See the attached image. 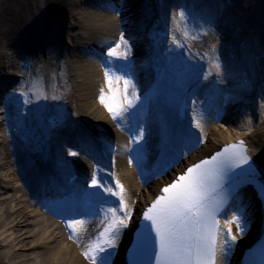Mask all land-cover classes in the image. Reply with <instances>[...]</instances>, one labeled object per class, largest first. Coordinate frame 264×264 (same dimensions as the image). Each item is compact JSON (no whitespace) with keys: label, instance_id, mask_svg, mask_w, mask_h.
Segmentation results:
<instances>
[{"label":"bare ground","instance_id":"6f19581e","mask_svg":"<svg viewBox=\"0 0 264 264\" xmlns=\"http://www.w3.org/2000/svg\"><path fill=\"white\" fill-rule=\"evenodd\" d=\"M125 1L126 4L131 6L133 4L137 6L141 5V2H137V0H132L130 2L127 0ZM70 3L71 4L69 5V8L73 10L72 16L74 19L76 18V21L71 24L80 25L81 30H84V32L82 34H78L76 32H73L72 28H66L65 33L68 38V43L75 45V47L78 44L84 43L86 40H92L100 43V41H106L110 38H113L117 34L120 26L118 16L111 13V10L105 3L103 11L95 10L90 5H85L84 0H71ZM116 4L120 6V2L118 0H116ZM226 14H228L227 11ZM198 45L199 44H197V46ZM199 49H201L200 51H202L204 47H199ZM216 49L217 48L204 50V52L207 53V55H210V52L213 53ZM13 50L14 46L10 44L8 51H6V53H4L0 58V68H8V70L18 68L17 62L15 60V53L12 52ZM74 50L76 51V49H72L71 52L74 53ZM252 50L255 49L252 47ZM49 54L51 55V53ZM75 54L77 56L76 52ZM75 63L79 83L75 86V93L72 97H76V101L80 111L86 115L101 120L102 123H108V125L112 126L111 122L114 123V120L112 119L108 110L101 106L97 98L99 93V85L102 83L103 79L100 68L90 60L85 61L84 58L76 59ZM3 69H1V71ZM215 84L218 83L216 82ZM260 84L264 83L260 81ZM64 85L65 87H68V84L64 83ZM199 87L202 90L200 91V93L203 98L197 93H195V97L193 95H190V98L193 100V104H191V106H189L184 101H180L179 99L178 101L176 99L173 100V98L172 101L169 102L170 105L166 104V107L169 110V113L167 114L168 117L164 115L166 118L164 120L161 117L157 118L155 122V128L157 129L156 133L152 125L155 119L154 117H151V119L150 117H148L150 128H152L150 130H153V140L157 145V151L153 154L148 152L147 161L150 162V160H152L154 157H160L162 161L169 154L171 156L172 153L169 152L170 148L181 150L182 147L180 146V144L178 145V143L180 142L179 138H182L183 134L181 135L179 132L176 133V127L180 123V121H182V113L185 112V114H190V117H188L189 120H191V124L193 127H195L196 129L200 128L201 132L203 129L205 130V118L208 115L206 112H204L203 104L205 105L206 109H209L211 105V100L206 97L207 94L205 93L208 87V81L203 82ZM218 88L224 90L225 84L221 83ZM159 90H161V92L165 91V89ZM177 90L178 88L176 87L175 91ZM168 91V93H171V90L168 89ZM214 95L215 97H218L217 94ZM256 97L259 99V96L257 94ZM192 106L195 107L194 113H192L191 110ZM151 107V112L153 109L155 115L159 114L157 113L156 106L153 107L151 105ZM8 112L12 113L10 109H8ZM151 115H153V113ZM263 115L264 106L262 112H258V117L260 118L256 122L253 120V114L246 113L245 120H243L240 125L237 126V129H235L234 127L232 128L228 123H226L225 125L221 123L214 127L206 128V132L201 133L202 140H200L197 149L188 154L184 153L183 158H179L175 154L178 158V164H176L169 173H166L162 177H158L156 175V178H154L151 172L148 173L144 171L146 173V179L142 178V180L147 181L149 175H151L152 179H155L152 182L151 187L148 188L147 195L143 194L144 188H142L141 186V183L143 182L141 178L138 179L135 176V172L132 171L131 167L126 164L124 157L120 156L118 158V168L116 169L117 174H112V178L114 180L110 181L108 178H105V180L100 179L101 183L107 186H112L114 190H117L115 188V184L117 181H119V183L124 186L125 202L128 204L131 212L130 218L126 221V223H129L131 227L129 226V229L127 231H123L121 228L118 229V235L116 236L115 244L120 245L121 249L125 250L132 240V225L136 223L137 213L139 212V210H143L145 206L155 200V198L160 194V191L163 188L164 184H170V182L179 173L184 172L191 165L198 163L203 158L209 156L213 152L218 151L222 146L244 142L247 150V157L251 160L252 164L257 168V170H261L262 172H264ZM241 119L242 117H240L236 122H240ZM14 120L16 122L18 121L16 120V116H14ZM74 122L76 123L77 121L74 120ZM197 122H199V127H197ZM174 123H177V125H175ZM226 125H228L229 127ZM0 126H2L1 122ZM1 134L2 133L0 131V135ZM123 134L124 132L122 131L120 134L119 130H116L114 134L115 143L122 149L126 147L127 143L125 138H123L122 136ZM1 136L4 139L0 137V142H4L5 134ZM142 138H145L144 133ZM137 142L140 143L139 140H137ZM80 148L81 150H86L84 147ZM16 151H18L19 153L18 149ZM89 152L94 153V149H89ZM19 154V157L21 159H25V155L22 151ZM10 164V152L7 150L0 151V178L3 182L0 187V193L8 196L6 197V199H0V209L3 210L4 208H6L5 213H0V236L5 237L2 240L1 244H3L4 241L10 243H6L5 245L8 250L1 251L0 253H6L9 259L8 262H12L11 264H91V261H87L88 257L85 258L83 256V253L81 251L82 248H79L78 245L74 243V240H78L79 242H87V239L84 238L85 234L82 237L83 232L79 231L80 234L65 233L60 224L53 221V219L41 217V215L29 204L28 197H20L19 195H17V193H14L12 195L8 192L10 189L12 191H20L19 186L17 184L14 185V182H16L15 177H11L12 174L10 173L14 174V171L9 168ZM149 164H151L152 167L154 166L152 163H147L145 166L146 169L150 168ZM32 167L33 164H28L27 161L24 164V168H29L31 170ZM156 168H158V166H156ZM4 171H6L8 177L4 176ZM262 176L264 177V173L262 174ZM50 179L54 181L58 180L55 178L52 179L51 177ZM37 183L39 184V182ZM68 188L63 187L60 188V190L66 191L68 190ZM41 189L43 188L41 187ZM95 189H97L96 193L99 196L108 195V197H112V195L104 193L102 189ZM70 190L71 189H69L68 192H70ZM247 190L248 189L246 187L242 188L239 197L236 198L235 201L236 207L230 209L229 212H227L225 218H223L224 226L226 220H230L233 216H240L243 231L238 229L235 224L231 226L232 234L236 236L235 240H231L226 232H221L220 244L223 246V252L219 253L217 264H238L242 253L246 251L247 248H250L254 243H256L261 232L264 230V206L260 208L259 205L253 204V202L250 200V197H248L249 193ZM64 194L67 193L64 192ZM72 197L73 199L77 198V193H75ZM112 198L116 199L117 197L114 196ZM97 207L100 208L101 206L97 204ZM49 209H51V207H49ZM51 210L53 212H56L53 209ZM239 212H243L244 215L239 214ZM58 215L62 216L61 214ZM109 222L110 218L108 217L106 212L103 214L101 222L97 221L96 225H92L93 231L97 234V237H99L100 233L104 230ZM28 226H33V228L27 230ZM247 227H249L248 234L244 232ZM225 240H227V243H225ZM22 249H33L35 252H32L31 254H29L28 252L21 254L19 253V251ZM109 251L110 247H108L104 253H100L98 257H108ZM31 256L33 257L30 258ZM17 259L22 260L18 261ZM120 261L121 258L119 256L116 261L109 260L106 264H121Z\"/></svg>","mask_w":264,"mask_h":264},{"label":"snow or ice","instance_id":"6c2138e0","mask_svg":"<svg viewBox=\"0 0 264 264\" xmlns=\"http://www.w3.org/2000/svg\"><path fill=\"white\" fill-rule=\"evenodd\" d=\"M184 17L185 13L181 11L180 18L183 20ZM121 44L125 45V51L118 52L117 49ZM121 44L115 45L107 55L126 57L127 43L123 37H121ZM105 77L109 88L112 87L113 80L117 83L123 81L126 106L116 101L115 97H106L103 90L99 97L101 103L115 119L135 107V101L139 97L135 95V84L132 80L118 75L113 68L106 69ZM129 89L133 90L131 94ZM136 135L139 138L143 136L141 131H137ZM242 144L243 142L241 147ZM237 147L232 145L211 160H205L188 168L186 174L181 175L176 182L163 189L164 195H161L144 213V219L150 222L149 227L154 229L157 240L154 257L156 264H217V255L223 252V246L218 243L220 233L224 231L231 240H235L236 236L232 234L231 226L235 224L243 231L240 216H233L225 221L223 227L221 226L217 217L223 210L225 201L215 195L222 180L223 157L231 154L229 159H238L239 163L245 164L248 162L247 157L235 151ZM91 186L118 198L116 206L107 209L110 222L85 252V255L93 260V264H96L100 253H104L108 247H115L118 229L127 226L126 221L130 218L131 212L125 202L124 186L119 181L115 184L117 190L96 178L92 179ZM84 223L82 220L70 222L68 227L76 234L78 233L77 224ZM105 260L106 257H100L101 264H105Z\"/></svg>","mask_w":264,"mask_h":264},{"label":"rangeland","instance_id":"374dc122","mask_svg":"<svg viewBox=\"0 0 264 264\" xmlns=\"http://www.w3.org/2000/svg\"><path fill=\"white\" fill-rule=\"evenodd\" d=\"M70 1L71 0H0V58L3 56L4 53H6V51H8L9 45L16 37L19 36V34H21L24 31L23 32L24 34L21 35L22 38L24 39L29 38L31 35V30L33 28L41 30V27H43L44 21H47L49 23L51 19L49 15L53 14L54 12H55L53 14L54 19H57L59 17H64L65 24L70 25L73 28V32L83 33L84 30H81L80 25L71 24V22L76 21V18L74 19L72 16V11H73L72 9L71 11L70 9L68 11V2ZM251 3H253V1ZM52 22L54 21L52 20ZM40 58L43 61L42 67L44 71L48 67H51L52 69H59V68L62 69L61 70L62 72H59L60 69L57 70L58 73L56 72L57 76L60 77L61 80L66 78L67 72L71 71L70 82L73 84V94H74V86L77 84V82H79V79L77 78L75 72H73V70H75L74 68L75 63L73 62V59L66 56L65 61L63 60L62 62L60 60H57L54 56H49L46 59L40 56ZM67 62L69 64H67ZM37 79H39L40 82L43 80V79H40V77H37ZM69 89L70 88L67 89L66 96L72 95L69 93ZM73 103H74V100H73ZM74 107H76V104H74ZM3 150H6V149H5V145L1 141L0 151H3ZM4 173H5L4 176L8 177V175L6 174V171H4ZM11 177L13 178V176ZM1 185H2V180L0 178V187ZM8 192L12 195L14 193H17V195L22 197V193L18 191L9 190ZM6 197L8 196L3 195V193H0V199H6ZM5 210L6 208H4L3 210L0 209V213L1 212L5 213ZM30 228H33V226H28L27 230H30ZM4 238H5L4 236H0V252L8 250V248H6L5 246L6 243L8 242L4 241V243L1 244ZM26 252L31 254L32 252H35V251L33 249H26V250L22 249L19 251V253L21 254L26 253ZM32 257L33 256H31L30 258ZM17 260L20 261L22 259H17ZM8 261L9 259L6 253H0V264H11L12 263V262L9 263Z\"/></svg>","mask_w":264,"mask_h":264}]
</instances>
